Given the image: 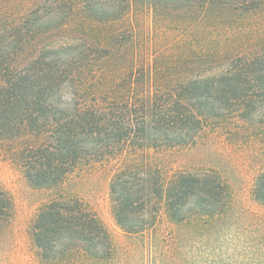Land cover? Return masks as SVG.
I'll use <instances>...</instances> for the list:
<instances>
[{
    "label": "trees",
    "instance_id": "obj_1",
    "mask_svg": "<svg viewBox=\"0 0 264 264\" xmlns=\"http://www.w3.org/2000/svg\"><path fill=\"white\" fill-rule=\"evenodd\" d=\"M257 1L236 0L224 7L238 13L254 9ZM142 2L79 0L83 14L100 24L99 31L88 25L89 33L101 31L98 38H80L27 57L41 34V9L0 29V136L15 137L22 130L46 137L13 153L31 185L57 186L87 161L191 146L211 122L231 111L247 122L261 115L264 134V53L234 56L212 72L207 66L212 56L198 52L193 70L190 58H183L184 74L174 86H162L159 72L150 64L138 65L133 52L146 30V24L137 26L135 13L146 8L158 14L149 2L135 7ZM175 3L180 13L199 17L218 7L215 0ZM61 4L66 17L74 15L72 1ZM105 23L126 26L105 35ZM110 197L125 243H115L80 200H52L30 224L35 256L27 264H264V215L240 208L230 184L214 170L167 175L146 162L129 163L111 179ZM251 197L264 210V167ZM12 208L11 198L0 190V264L19 261L14 237L4 232ZM162 216L175 229L160 230ZM230 217L243 219L245 230L229 223Z\"/></svg>",
    "mask_w": 264,
    "mask_h": 264
},
{
    "label": "rangeland",
    "instance_id": "obj_2",
    "mask_svg": "<svg viewBox=\"0 0 264 264\" xmlns=\"http://www.w3.org/2000/svg\"><path fill=\"white\" fill-rule=\"evenodd\" d=\"M66 1L68 0H0V29L7 22H21L31 11L41 9L38 14L41 16L38 22L41 34L26 50V57L43 48L70 45L84 38L91 41L88 36L98 38L101 31L89 33L88 25L93 24L92 27L99 31L100 24L83 14L77 4L79 0H70L75 4V12L73 16L66 17V6L61 4ZM231 1L236 0H215L218 7L213 5L212 9L200 17L195 12L180 13L179 3H175L180 0H143L136 4L137 8L149 2L150 8L153 6L158 12L154 16L152 11L142 8L135 13L137 26L146 24L149 30L147 34L145 25L143 36L137 39L139 46L133 50L138 65L150 64L151 69L159 72L157 83L174 86L187 67L181 63L183 58H190L188 69L193 70V58L198 52L212 56L209 58L212 64H207L212 67V72L234 56L264 53V0L253 2L254 9L238 13H231L227 11L228 7H224ZM125 26L105 23L101 30L107 35ZM109 42L107 41V46ZM114 59H110V64ZM121 62L124 65L125 61ZM115 66L119 68L121 63L119 66L115 63ZM261 123V115L252 117L247 122L240 120L237 113L231 111L224 120L211 122L191 146L143 152L135 150L134 154L127 156L123 153L117 158L83 162L63 183L54 187H36L28 183L13 156L23 144L36 145L44 142L45 135L21 130L15 137L0 136V190L13 203V217L4 232L9 231L14 237L12 250L17 252L18 264H27L34 258V249L29 241V227L39 209L52 200H80L95 214L115 243H125L126 235L112 213L110 183L117 170L129 163L140 165L141 162H146L161 168V172L167 175L180 170H214L230 184L240 208H249L264 215V210L251 197L254 179L264 167V134ZM228 221L239 226L238 230L246 228L241 225L243 219L234 220L230 217ZM159 228L162 231L175 229L164 216L160 219Z\"/></svg>",
    "mask_w": 264,
    "mask_h": 264
}]
</instances>
